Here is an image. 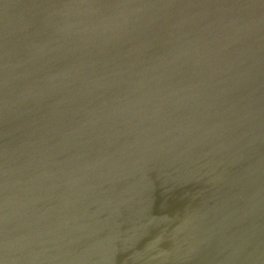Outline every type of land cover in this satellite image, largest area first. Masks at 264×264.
Returning <instances> with one entry per match:
<instances>
[{
  "label": "water",
  "instance_id": "obj_1",
  "mask_svg": "<svg viewBox=\"0 0 264 264\" xmlns=\"http://www.w3.org/2000/svg\"><path fill=\"white\" fill-rule=\"evenodd\" d=\"M80 1L78 16L92 24L96 20L94 28L74 24L58 42L47 36L42 38L47 46L40 48L39 41L16 52L20 75L40 82L65 65L78 68L118 48L163 47L167 56L155 74L170 80L175 72L186 75L199 65L210 46L204 37L216 35L194 42L191 56L176 48L186 21L172 26L167 14L156 20L146 12L152 0ZM2 10L0 36L29 38L45 31L30 24L20 28L16 20L29 17L21 10L9 16ZM224 11L232 12L220 14L254 16L264 12V0H227ZM259 37L264 27L226 40L231 46L243 43L241 58L248 56V42ZM8 59L10 53L0 63ZM244 63L228 72L210 70L203 87L175 86L174 110L133 117L126 121L127 138L74 149L64 161H59L63 146L74 143L76 130L60 133L65 122L32 123L19 111H29L38 99L25 100L24 108L11 112L9 130L22 145L35 142L34 154L52 152L47 189L56 186L57 193L51 201H36L27 195L31 184L22 181L19 164L10 157L0 163V264H264V52L251 66ZM75 78L85 84L95 77ZM116 79L121 78L109 81ZM121 80L123 87L130 81ZM10 92L0 89L2 117L13 108L6 99H23L24 92ZM101 155H106L102 162ZM114 155L118 158L102 168ZM67 172L71 182L64 178Z\"/></svg>",
  "mask_w": 264,
  "mask_h": 264
},
{
  "label": "bare ground",
  "instance_id": "obj_2",
  "mask_svg": "<svg viewBox=\"0 0 264 264\" xmlns=\"http://www.w3.org/2000/svg\"><path fill=\"white\" fill-rule=\"evenodd\" d=\"M14 1H20L18 6L13 4ZM72 1L63 0L62 4L59 0H0V9L8 10L9 12L2 10L8 16L19 14V10L28 14L27 22L24 19L16 20L20 28H27L30 24L33 29L45 30L29 38L18 34L0 36V61L5 54L10 53L11 56V59L0 63V89L2 92L6 90L7 96L11 94L10 91L13 94L24 92L21 102L6 99V106L13 108L4 117L0 116V128L2 127L0 163L5 162L8 157L13 158L23 173L22 181L31 184L26 188L27 195L41 203L43 200L51 201L50 195L57 193L56 186L52 187L51 192L47 189V183L52 178L48 170L54 155L48 149H45V156L34 154L35 142L29 141L22 145L21 137L12 135L9 130L10 126H13L9 125L12 123L9 117L11 112L24 108L22 104L25 100L38 99L29 111H19L22 117L29 116L32 123L42 125L45 119L53 123L65 122L66 126L60 129V133L76 130L71 136L74 138V143L63 146V154L59 157V161H64L73 155L74 149L84 150L100 141L114 143L117 139L127 138L130 127H126V121L133 117L149 118L151 115L160 117L167 113L166 110H174L179 103L176 98L177 93L173 89L175 86L181 88L192 83L196 87H203L210 77V70L219 69L228 72L240 68L244 62L251 66L264 52V37L248 42L246 52L248 56L241 58L243 43L231 46L226 40L229 36H238L242 30L246 33L255 27H264V12L240 18L239 15L220 14L232 12L224 11L227 0H152L153 4L146 12L156 20L162 21V15L167 14L172 17L170 22L172 26H177L178 22L181 26L186 21L187 28L179 31L180 41L176 45L177 49H184L187 54L193 56L194 42L205 35L216 34L214 37H204L210 46L203 53L199 65L192 67L186 75L180 71L175 72L170 80L157 78L155 73L167 56V49L163 47L151 48L143 52H134L140 47L118 48L113 54L89 60L78 68L72 69L68 67L69 65H65L57 76L40 82L20 75L23 65L17 61L16 52L21 53L25 48L39 41L40 48L47 46L46 41L42 39L47 36L58 42L61 39L59 34H65L66 28L74 24L87 27L92 25L94 28L96 20H93L92 24L90 20L78 16L77 12H80L84 6L80 0L73 1L72 6L75 9L71 8L70 11L67 8ZM181 16L183 17L179 20ZM152 21L156 23L155 20ZM35 23L38 26L34 25ZM222 38L225 40L216 42L217 39ZM197 44L200 42L198 41ZM129 53L131 54L128 55ZM243 68L245 67L241 69ZM88 73L98 78V82H88L95 79L90 78L83 84L75 78ZM114 77L130 79V81L123 87L121 79L109 81ZM24 85H34V87H24ZM79 105L81 109L76 111ZM37 110L42 111L35 114ZM26 119L29 120L28 117ZM16 132L19 133L18 130ZM27 135L28 132L24 133V136ZM99 154H92L90 160H95ZM116 158L118 155L111 156L104 162L102 168ZM104 159L106 155H101L99 161L102 162L101 160ZM64 178L66 181L72 180L68 172ZM10 200L9 198L8 201ZM41 203H37L36 206L39 207Z\"/></svg>",
  "mask_w": 264,
  "mask_h": 264
}]
</instances>
